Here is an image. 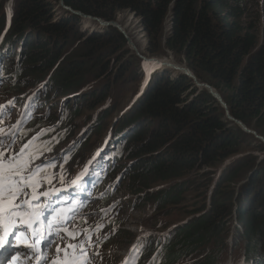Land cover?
I'll return each instance as SVG.
<instances>
[{"label":"rangeland","instance_id":"rangeland-1","mask_svg":"<svg viewBox=\"0 0 264 264\" xmlns=\"http://www.w3.org/2000/svg\"><path fill=\"white\" fill-rule=\"evenodd\" d=\"M0 2H3V12L0 11L1 46L7 32H12V38L19 33H14L10 27L14 0ZM51 3L54 22L71 13L64 9L61 0ZM245 11V22L257 27L261 42L264 0H248ZM71 15L68 17L72 18ZM87 20L75 15L67 27L69 40L55 51V55H61L58 70L65 68L70 60L83 65V71L66 91V86L53 80V71L47 73L44 70V75L34 76L23 69V66H29L26 56L29 47L37 41V35L28 37L31 42L12 41L8 54L0 58V71L6 67L10 73V76L6 73L1 77L0 72V151L10 156L21 149L25 153L36 147L29 159V170L40 169L33 180L38 185L37 190L61 185L59 183L71 168L76 170L78 166L75 164L80 161V166L88 156L89 159L94 156V151L100 149L109 154L105 142L115 139L114 133L122 131L123 121L133 117L137 101L148 91L150 80L154 75L170 70L154 66L149 71L140 56L166 59L169 64L185 66L181 58L165 47L163 40L155 46L150 45L140 19L130 11L119 12L115 22L122 26L137 50L132 49L127 41L121 48L113 26L102 27L96 20H92L91 25ZM168 24L166 22L164 38L169 31ZM96 33L99 37L93 43L91 37ZM152 50L157 52L151 53ZM107 66L110 67L108 71ZM178 74L173 72V75ZM196 88L198 94L206 91ZM76 112L79 116H74ZM227 121L228 128L239 127L228 118ZM140 129L138 124L128 132H122V141L111 151L120 158L119 162L116 165L114 162L113 166L106 163L108 175L101 176L93 188L83 194L80 205L65 227L72 236L91 246L95 256L89 264H160L164 250L169 243L176 241L180 230L205 215L214 225L213 232L202 234L204 239L186 249L181 261L173 264H264V222L258 233L259 248L247 253L253 245L247 244L244 235L247 233L246 224H251L253 219L247 218L244 222L234 209L232 216L225 217L216 199L221 191H234L235 197L241 196L245 181L241 177L243 173L233 183L229 181L233 169L243 158L248 160L251 156L257 159L255 165L264 164V152L253 150L255 144L251 146L247 142L219 160L215 167L145 188L143 180H134L130 176L133 167L141 160L129 155L133 151L127 147L131 136ZM51 145L55 146L53 152L46 150ZM89 159L72 178L83 171ZM140 171L141 168L137 172ZM175 188L179 191L173 198L163 197L166 191L169 194ZM25 191L31 194L30 189ZM235 203L238 205L237 201ZM254 209L264 217V207ZM107 213L110 219H116L120 224L103 225V216Z\"/></svg>","mask_w":264,"mask_h":264},{"label":"trees","instance_id":"trees-1","mask_svg":"<svg viewBox=\"0 0 264 264\" xmlns=\"http://www.w3.org/2000/svg\"><path fill=\"white\" fill-rule=\"evenodd\" d=\"M247 1L64 0V4L75 12L108 22L115 21L119 12L130 11L140 19L150 45L155 46L163 40L165 47L181 58L200 82L209 84L222 95L235 119L264 137V29L260 42L257 27L244 19ZM51 2L59 3L60 0H14L11 27L14 33H19L28 42L32 41L27 40L28 37L38 36L26 56L29 66H23V69L34 76L44 75V70L47 73L53 71V80L66 86V91L83 71V65L70 60L65 68L58 70L61 55H55V51L69 40L67 27L75 15L68 13L54 22ZM166 22H169V31L164 38ZM24 29L26 31L22 32ZM93 30L95 32L97 28ZM112 30L121 48L125 46L124 36L117 29ZM98 37L97 33L92 35L93 43ZM1 72V77L6 73L10 76L6 67ZM16 72L19 73L18 68ZM13 73L17 78L15 71ZM197 91L194 81L184 74L173 75L171 70H167L154 75L148 91L137 101L133 117L123 121V125L137 121L136 125L141 126L131 136L127 147L133 151H128L129 155L141 160L133 167L130 176L134 180H143L145 188L215 167L219 160L247 142L251 146L255 144L253 150L264 152L262 141L240 127L228 128L226 111L210 93L203 91L198 94ZM74 116H79V113H74ZM116 135L114 133V137ZM35 149L24 153L27 160L32 158ZM46 150L53 152L55 146L46 147ZM256 161L253 156L248 160L243 158L233 169L234 174L232 172L229 179L233 183L243 173L241 177L245 181L241 196L235 197L234 191H221L216 197L225 217L232 216L234 209L244 222L247 218L253 219L251 224H246L247 233L244 235L247 244L253 245L247 253L259 248L258 233L262 230L260 224L264 222V217L254 209L264 207V164L255 165ZM139 168L141 171L137 172ZM178 191L177 188L169 194L166 191L163 197L173 198ZM261 194L263 196L260 197ZM109 217V213L104 214L103 225L120 224V221L109 220ZM207 217L197 218L180 230L176 241L169 243L164 250L160 264L179 263L186 249L204 239L202 234L212 233L214 225Z\"/></svg>","mask_w":264,"mask_h":264},{"label":"snow or ice","instance_id":"snow-or-ice-1","mask_svg":"<svg viewBox=\"0 0 264 264\" xmlns=\"http://www.w3.org/2000/svg\"><path fill=\"white\" fill-rule=\"evenodd\" d=\"M35 158L33 156V159ZM30 164L31 161L25 158L23 149L19 153L10 156H6L3 151H0V246L5 244L10 246V237L14 234L11 230L17 227V221L14 218H31L35 215L42 217L39 197L41 195L47 196L48 192L38 193V185L33 183V180L40 169L37 167L30 171ZM77 179H80V177ZM72 183L75 185L76 181ZM25 189H30L31 194ZM32 201H35V203H32ZM5 221H7L6 225ZM24 223L30 227L32 225L30 219L25 220ZM68 234L73 235L72 233ZM15 235L20 236L24 233L16 232ZM76 247L77 245L73 244L66 246V248ZM59 251H64L65 255H68L66 249L58 248ZM81 251L84 255H87L82 247Z\"/></svg>","mask_w":264,"mask_h":264},{"label":"bare ground","instance_id":"bare-ground-1","mask_svg":"<svg viewBox=\"0 0 264 264\" xmlns=\"http://www.w3.org/2000/svg\"><path fill=\"white\" fill-rule=\"evenodd\" d=\"M87 22H90L91 25L93 23V21L89 20V19L87 20ZM12 41H15L17 43L22 44V43L26 42V39H25V37L21 38L19 34L16 35L15 38H12V32L11 31L7 32V35L4 37L3 41H1L2 45L0 46V51H1L0 58H2V55L5 56L8 54ZM160 61L168 64L166 62V59H162ZM171 64H173V63H171ZM145 65L147 67L154 66V64H152V62H149V63L145 62ZM173 65H175V64H173ZM176 66H178V65H176ZM149 71H151V70H149ZM136 124H137V121L133 122L131 124L130 123L124 124L122 132H125V131L128 132V131H130V129L132 130V128L135 127ZM123 136H124V134L121 133V134H117L115 139L107 140L105 142V144H106L105 147L108 148L109 154L106 155L105 151H101L100 149L97 151H94V154H93L94 156L85 164L83 171L76 174L71 180L68 181L67 184L64 185L63 188L60 189V191H62V190L65 191L67 194H69L71 197H73L75 199V209H77L78 206L80 205V201H81L83 194L86 193L88 190H91L93 188V186L95 185L96 181L101 176H103V175L107 176L108 175L109 172H107L106 163H108L110 166L111 165L113 166L114 162H115V165H116V163L119 162L120 158L118 159L116 156H114V154H112L111 151L113 150L115 145H117L118 143H120L122 141ZM105 155L107 158L105 157ZM71 158H69V159H71ZM75 166H78V163L75 164ZM80 168L81 167H79V169ZM85 169L87 170L86 172H85ZM78 177H80V179H77ZM73 181H76L75 185L72 183ZM118 215H119V213H118Z\"/></svg>","mask_w":264,"mask_h":264},{"label":"water","instance_id":"water-1","mask_svg":"<svg viewBox=\"0 0 264 264\" xmlns=\"http://www.w3.org/2000/svg\"><path fill=\"white\" fill-rule=\"evenodd\" d=\"M61 4L62 6L64 7V9H66L67 11L71 12L72 14H75V15H79V16H82L83 18L85 19H89V20H96L99 22V24L102 26V27H109V26H113L114 28L118 29L121 34L124 36V38L126 39L128 45L136 50V47L133 45L131 39L127 36V33L125 32V30L122 28L121 25H119L117 22L115 21H112V22H108V21H103L101 19H98V18H94L92 16H88V15H84L80 12H75L73 11L70 7L66 6L64 4V0H61ZM145 62L149 63V62H152V64H154L153 62H156L154 64V66H160L162 68H167V69H170L171 71L173 72H177L179 74H184L186 75L187 77L191 78L193 81H194V84L196 87L198 88H201V89H204L206 90L208 93H210L214 98L215 100L222 106V108L226 111V116L228 119H230L231 121H233L236 125H238L242 131H244L245 133L247 134H250V135H253L256 139L262 141L264 143V137L260 136L256 131L248 128L243 122L235 119L231 114H230V111H229V108H228V105L227 103L225 102V100L223 99L222 95L215 89L213 88L212 86H210L209 84L207 83H203V82H200L199 79L197 78V76L194 74V72H192L189 68L185 67V66H176V65H173V64H166L165 62H161L159 59H156V58H147V57H143V56H140ZM152 66V67H154ZM152 67H148V70H151ZM147 70V71H148ZM96 150V149H95ZM89 158V156L85 159V161ZM116 187V186H114Z\"/></svg>","mask_w":264,"mask_h":264},{"label":"clouds","instance_id":"clouds-1","mask_svg":"<svg viewBox=\"0 0 264 264\" xmlns=\"http://www.w3.org/2000/svg\"><path fill=\"white\" fill-rule=\"evenodd\" d=\"M91 158H92V157H91ZM91 158H90V159H91ZM88 159H89V158H88ZM90 159H89V160H90ZM89 160H88V161H89ZM88 161H87V162H88ZM79 162H80V161H79ZM79 162H78V166H79ZM84 162H85V160H84ZM84 162H83L82 164H80L79 167H82L83 164H84ZM79 167H78L76 170H73V169L71 168L70 172H69L68 174L65 175L66 178H65L62 182L59 183V184H61V185H58V186L56 185L54 188H56L57 191H59L61 188H63V187H64V184H65V183L63 184V182H64V181L68 182V181L72 178L73 174L79 169ZM74 211H75V207H74ZM74 211H73V212H74ZM109 220H113V219H110V217H109ZM102 224H103V223H102Z\"/></svg>","mask_w":264,"mask_h":264}]
</instances>
